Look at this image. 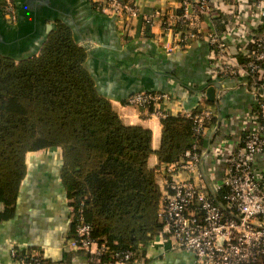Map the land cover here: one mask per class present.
<instances>
[{"label":"trees","instance_id":"obj_1","mask_svg":"<svg viewBox=\"0 0 264 264\" xmlns=\"http://www.w3.org/2000/svg\"><path fill=\"white\" fill-rule=\"evenodd\" d=\"M221 14L215 18L217 22ZM5 24L14 28L7 19ZM173 28L179 30L180 25ZM261 29L262 25L257 30ZM21 31L15 28L1 33L0 215H12L26 174V154L58 148L59 177L73 222L69 235L75 237L74 226L81 218L89 226L91 240L104 245L99 254L84 251L91 257L87 264L112 262L115 254L127 250H136L141 257L160 227L161 166L183 160L187 150L201 154L204 134L194 133L189 117L170 112L159 120L157 163L149 166L150 129L123 123L99 93L85 66L86 50L76 43L71 28L58 21L39 44ZM22 45L29 51L15 53V47ZM253 109L257 112V104ZM214 121L212 117L204 131ZM221 195L217 194L218 200ZM32 253L39 258L38 264L47 263L37 249H17L14 260L27 259Z\"/></svg>","mask_w":264,"mask_h":264},{"label":"crops","instance_id":"obj_2","mask_svg":"<svg viewBox=\"0 0 264 264\" xmlns=\"http://www.w3.org/2000/svg\"><path fill=\"white\" fill-rule=\"evenodd\" d=\"M98 1L14 0L18 21L13 26L17 29L22 27L24 37L30 39L32 36L35 44L43 41L58 21L71 28L76 43L86 50L85 66L99 93L109 100L123 123L150 129L152 153L148 164L151 167L157 163L155 150L161 137L160 119L148 116L142 108L128 105L129 95L140 91L168 92L173 99L172 113L194 110L200 105L212 107L215 121L205 131L203 145L204 151L210 146V152L202 161L207 175L213 160L214 176L210 174V177L220 179L227 151L217 147L218 141L227 138L235 143L246 125L256 124L249 117L257 100L255 91L264 97V78L251 80L248 75L211 78L209 46L204 39H196L183 48L163 49L157 26L168 13L177 9L176 0H131L142 11L156 14L157 22L151 27L137 17L123 18L103 13ZM236 1L225 0L222 3V8L228 5L230 9L222 12L219 22L214 18L217 16H202L195 29L204 30L212 25L218 31L220 29L219 32L232 29ZM251 6L252 0L239 1L240 20L247 17ZM5 19L0 3V29L2 24L6 25ZM250 30L247 27V32ZM233 38L240 40V44L245 40L244 35L238 37L236 33ZM34 49L37 52L38 46ZM237 50V45H229V51L234 55L238 54ZM14 51L26 53L29 50L22 45L21 48L15 47ZM258 79L259 85L256 86ZM211 83L218 86L215 87L217 102L207 99L204 94V87ZM25 163L26 174L20 183L12 215L8 218L0 215V264H15L10 253L12 248L40 250L48 260L45 264H87L84 251L68 243L73 222L66 191L59 177L60 149L28 152ZM255 165L264 171V155L257 157ZM143 255V264H194L191 253L169 250L158 236L146 244Z\"/></svg>","mask_w":264,"mask_h":264},{"label":"built area","instance_id":"obj_3","mask_svg":"<svg viewBox=\"0 0 264 264\" xmlns=\"http://www.w3.org/2000/svg\"><path fill=\"white\" fill-rule=\"evenodd\" d=\"M176 1L177 9L168 13L157 26L163 49L183 48L196 39H204L209 46L211 78L248 75L253 80L254 74L259 79L264 78V0H252L244 20L238 15L240 0H235L234 26L223 32L214 25L197 30L195 24L202 16L211 18L230 9L228 5L222 8L225 0ZM216 1L218 3H214ZM0 3L6 19L11 24L17 23L14 0H0ZM97 5L103 13L137 17L150 27L157 22L155 13L142 11L131 0H99ZM175 24L180 25L179 30L173 28ZM260 25L262 29L258 31ZM247 27L252 30L247 32ZM235 33L238 37L244 35L243 43L233 38ZM229 45H237V55L229 51ZM255 95L258 110L249 118L256 124L246 125L235 143L227 138L218 141L217 147L227 151L220 179L210 177V174L214 176L213 160L207 175L203 167L202 160L209 156L210 146L201 154L187 150L183 160L160 168L163 194L158 213L160 227L155 236L160 237L169 250L191 253L194 264H264V171L255 165L257 157L264 155V97L259 91H255ZM172 100L171 94L165 91H140L129 95L127 104L161 119L171 112ZM182 114L192 119L196 134H204V125L215 117L212 107L205 105H200L196 112L187 109ZM219 192L221 200L217 198ZM74 231L75 237L68 241L71 247L87 254H99L104 249L103 244L91 240L89 226L81 218L75 223ZM10 253L15 258L17 248H12ZM114 258L105 264H143L145 260L136 250L117 253ZM38 263L39 258L33 253L27 259L15 260V264Z\"/></svg>","mask_w":264,"mask_h":264},{"label":"water","instance_id":"obj_4","mask_svg":"<svg viewBox=\"0 0 264 264\" xmlns=\"http://www.w3.org/2000/svg\"><path fill=\"white\" fill-rule=\"evenodd\" d=\"M2 28L0 29V42H3V37H2V34H1V30L4 32L5 30H7L8 32H11L13 31L15 28H8L7 26H5L4 24H2ZM22 28V27H21ZM19 30V29H18ZM25 36V35H23ZM216 85V86H215ZM215 87H218L216 83H211V84H208L207 86L204 87V94H205V97L207 99H210V100H213L215 102H217V98H218V92H215Z\"/></svg>","mask_w":264,"mask_h":264},{"label":"rangeland","instance_id":"obj_5","mask_svg":"<svg viewBox=\"0 0 264 264\" xmlns=\"http://www.w3.org/2000/svg\"><path fill=\"white\" fill-rule=\"evenodd\" d=\"M150 163V162H149Z\"/></svg>","mask_w":264,"mask_h":264}]
</instances>
